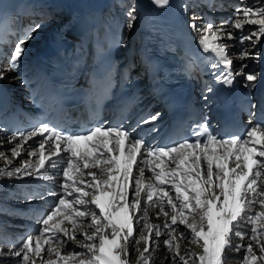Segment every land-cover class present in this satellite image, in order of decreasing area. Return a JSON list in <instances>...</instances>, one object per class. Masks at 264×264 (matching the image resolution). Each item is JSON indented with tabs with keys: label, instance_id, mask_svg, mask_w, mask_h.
Masks as SVG:
<instances>
[{
	"label": "snow or ice",
	"instance_id": "snow-or-ice-1",
	"mask_svg": "<svg viewBox=\"0 0 264 264\" xmlns=\"http://www.w3.org/2000/svg\"><path fill=\"white\" fill-rule=\"evenodd\" d=\"M151 2L161 8L169 5V0ZM125 16L126 27L132 29L137 19L134 4L128 6ZM185 23L197 35L202 51L214 55L208 70L217 82L231 85L239 76L246 88L255 86L258 76L246 71V64L241 63L235 73L231 70L233 61L228 59L225 41L239 39L242 47L237 58L241 61L262 58L255 49L256 41L264 37V0L255 10L252 4L238 6L234 19L218 25L204 21L195 11ZM245 25L258 27L245 29ZM39 27L34 24L18 35L0 80L5 71L19 72L26 42ZM8 28L6 20L0 22V31L6 34ZM245 41L253 42V51L244 46ZM204 91L213 89L206 86ZM248 108L255 116L251 110L257 103L250 100ZM160 117L158 111H145L133 124L101 122L86 133H68L42 123L7 138L11 158L22 162L0 168V176L49 181L55 175L60 180L38 196L25 197L29 203L55 199L37 216L34 232L10 244L6 251L0 247V264L5 257L12 258V264H38V258L39 264H131L132 255H137L136 264H150L152 252L161 245L169 253L165 264H227L226 253L241 250L242 264H264V121L250 126L246 134L231 133L229 138L210 134L207 127L197 124L191 136L167 142L162 136L154 142ZM34 138V145L29 146ZM4 143L0 139V147ZM25 152L28 159H23ZM32 157H36L35 163ZM0 158L12 164L5 151H0ZM145 167L151 180L145 179ZM49 168L58 171L45 174ZM147 206L158 207L156 218L162 215L163 224L148 222ZM257 207L259 211L254 210ZM240 224L250 227L241 231ZM234 238L248 242L234 244ZM183 240L198 245L201 252L187 249L182 254ZM70 242L83 251L67 250Z\"/></svg>",
	"mask_w": 264,
	"mask_h": 264
},
{
	"label": "bare ground",
	"instance_id": "bare-ground-1",
	"mask_svg": "<svg viewBox=\"0 0 264 264\" xmlns=\"http://www.w3.org/2000/svg\"><path fill=\"white\" fill-rule=\"evenodd\" d=\"M47 1L56 5V8L52 10H48L46 13H43L44 16L47 15V18L42 19L38 22V24H40V27L31 34V39L27 40L26 42L27 52H26V55L23 57L21 66L25 64L27 66V69L31 68V62H32L33 55L36 53L37 48L42 43L44 34L48 32L53 26L61 25L65 21V14L68 12V10L73 9L75 5L81 0H47ZM112 2L114 3L115 10L112 13V15H110V18H113L116 15L119 16L120 22L123 24V27H124V33H123L124 38L126 39V43L123 42L119 49V57L120 59L126 60L125 53H128L129 51H131V49L133 48L132 45H136L137 43L140 50H142L141 42H142L143 35H141L140 33L141 29H139L140 22L144 26H146L147 21H145V18L149 15L151 17L155 16V18H158V19H164L166 11L164 10V7L161 8V7L154 5L151 2V0H112ZM198 2H199V6L201 7L205 6L204 5V2H205L207 4V6L205 7L207 8L210 7L211 9V12H210L211 15L209 16V12H208V15L206 17H202L203 20L212 21L217 25L220 24L221 21H228V20L234 19L238 6H243L244 4H252L254 5V10H255V6H260V0H231L230 2H234L232 4L227 3L228 0H169V6L172 9V12L178 15L179 16L178 18L180 20H183L182 23L185 24V21L188 19V17H190L189 14L195 9V3H198ZM130 4L135 5V15L137 16V19L134 22V27L132 29H128L126 27L127 18L125 16V12ZM257 27L258 26H255V25H245V29L252 28L253 30H255ZM240 31L241 30H236L237 33H239ZM191 35L194 36L196 40H198V38H196L197 35L195 33L191 32ZM225 42L228 44V48H227L228 59L233 61L234 68L238 70L240 64L244 63L248 66L246 71L255 72L257 74L258 79L255 82V86L253 88L251 89L246 88L243 82L244 90L249 95H251L252 98H254L255 87L257 86V82L260 77L261 61L251 60V59H244L243 61L239 60L237 58V54L242 47L239 39L234 40V41H225ZM252 43H253L252 41H245L244 46L247 47L249 51H253L254 49L252 48ZM262 48H264V37H261L258 41H256L255 50L261 51ZM76 52L78 53V55H80L81 53L79 49H77ZM133 55L137 57L138 65L139 64L143 65V61L139 60L140 56L138 54H133ZM7 68H8V61L7 59H5V61L2 62L1 71ZM22 73L23 71H19V72H13L10 70L5 71V77L6 78L8 77L6 79V82L13 86L18 85L20 88H24L28 86L25 82L22 81V78H24ZM14 81H17V82L15 83ZM202 103L205 104L204 97L202 98ZM151 111L152 110H150L149 112ZM7 138L8 137L0 133V139H5V143L3 144L2 147H0V151H5L6 155L10 159H12L11 153L7 151V149H9L12 145L6 142ZM21 162L22 161L20 159H12V164L7 165L6 161L3 158H0V168H5V167L11 168L14 166H18ZM145 171L148 172V170H145ZM9 179L10 178L7 177L6 175L0 176V203L8 200L17 207H25V204L27 203H22V201L18 199L17 191L12 190V189L9 190L10 186L11 188L15 187V185L12 184V182H10ZM146 179L151 180L152 178L147 177ZM262 179H264V177H262ZM34 204L35 202H32L31 206H33ZM34 206L38 207L42 205L40 203H37ZM11 209H12V206L4 208L0 204V226L3 229V231H0V234L3 233L2 235L9 234L11 233L13 229L14 230L17 229L16 226L13 224L14 222L13 217L9 215V212L11 211ZM254 210L259 211V207H257ZM147 211H148V216H149V221H148L149 223L163 224L164 217L162 215L160 216L159 219L156 218V213L159 211L158 207L147 206ZM24 212H27V209H25ZM84 227H87V222L84 225ZM180 227L183 228V226H180ZM249 227L250 226L246 224L238 225V228L241 231H246ZM164 238H165L164 235L160 237L161 240ZM247 242H248L247 240L240 241L237 238L233 239L234 244H237V243L246 244ZM180 243H181L182 254L184 250H187V249H191V251L196 252V253L201 252V249L198 245L189 243L188 240L180 241ZM0 247H3L6 251V248L4 247L3 241L1 240V238H0ZM140 247L142 248L143 245H141ZM66 248L69 251H73V250L83 251V249L75 248L74 245H71V242L69 243V245H66ZM130 250H131V246H130ZM254 252L257 256L260 255L259 249L256 247H254ZM62 254H66V251L62 250ZM44 255L45 257H47L46 252ZM166 255H169V253L165 252L163 249V246L161 245L158 250L152 252L150 256V264H165L164 257ZM226 255L229 257L227 259V264H242V256L244 255L243 250H241V252L229 251L226 253ZM3 260H4V264H12V258L5 257L3 258ZM130 260H131V264H136L137 255H135L133 259L131 256ZM38 264H39V258H38ZM258 264H260V262H258Z\"/></svg>",
	"mask_w": 264,
	"mask_h": 264
},
{
	"label": "rangeland",
	"instance_id": "rangeland-1",
	"mask_svg": "<svg viewBox=\"0 0 264 264\" xmlns=\"http://www.w3.org/2000/svg\"><path fill=\"white\" fill-rule=\"evenodd\" d=\"M230 1H231V0H228L227 3H230V4L234 3V2H230ZM134 256H135V255H134ZM134 256L132 255V259H133Z\"/></svg>",
	"mask_w": 264,
	"mask_h": 264
}]
</instances>
